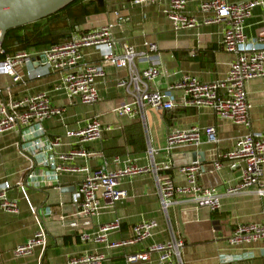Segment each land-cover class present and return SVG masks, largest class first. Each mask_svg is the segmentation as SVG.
Wrapping results in <instances>:
<instances>
[{"label":"crops","instance_id":"0c3cea01","mask_svg":"<svg viewBox=\"0 0 264 264\" xmlns=\"http://www.w3.org/2000/svg\"><path fill=\"white\" fill-rule=\"evenodd\" d=\"M167 1L135 5L126 0H105L106 10L86 16L77 26L78 29L70 32L68 37L114 21V12L119 11L126 14L128 20L114 29L116 52H121L122 44L142 51L145 49V41L156 42L159 47L162 58L159 74L149 82V89L164 90L179 81L185 73L196 75L204 82L224 78L235 57L222 45L225 24L203 23L210 15L200 10L199 4L203 0H186L184 10L196 18L198 25L175 29L163 11ZM263 20L264 6L255 7L245 21L244 33L247 38L256 35L264 26ZM41 49L44 48L28 51ZM102 51V48H84V61L99 63ZM134 62L139 70L149 64L139 59ZM16 69L21 75L19 82H13L11 78L0 74V88L9 89L3 91L4 97L19 99L43 92L49 96L50 105L62 110L59 114L43 119L39 125L23 128L22 134L7 131L0 135V185L9 183L6 196L16 201L18 206L16 213L0 209V264H65L71 256L97 252L107 254L102 264H126L125 255L141 252L151 244L172 238L184 241L181 250L183 264H264V239L243 244H230L227 239L240 223L264 221V196L257 195L255 187L240 194L223 195L217 210L195 208L191 201L179 198L165 212L160 206L155 174L150 170L121 179L119 187L126 190L125 198L103 206L97 215L65 230L62 225L55 226L52 222L78 218L72 215L73 205L71 211L63 215L64 204L60 202L61 194L57 190L67 187L68 192L62 198H71L73 201L76 199V186L84 174L62 172L54 178L50 175L51 168L39 163L42 157H55L58 153L69 151L72 146L78 147L65 137V132L83 128L89 120L97 118L112 128L104 130L99 139L84 143L82 147L93 154L76 157L71 164L85 166L90 170L102 166L113 170L125 162L148 166V150L152 148L158 151L154 155L156 164L171 165L170 169L161 172L169 174L175 184L183 185L185 178L176 170L171 155L196 152L204 159L203 162H193L199 164V183L214 184L212 187L223 192L239 181L243 164L232 165V162L221 156L230 151L236 139L242 135L249 132L264 135V77L247 83L250 124L245 126L218 117L211 108L183 105L179 90L172 91L175 105L171 109L156 110L144 105L133 115L117 117L113 112L114 106L128 98L125 89L116 85L118 79L128 75L126 67L104 65L105 76L96 83L98 100L92 104L81 103L77 96L67 95L61 87L62 72L47 68L38 57L32 56L30 61L20 62ZM206 126H214L215 142L207 140L203 131ZM191 127L199 128L200 143L180 144L167 151L168 132ZM56 136H62L59 146L36 154L38 149L34 145L35 140L45 144ZM216 161L220 162V166L215 169ZM207 164H212L213 169L204 171L203 167ZM29 173H33L34 180L25 178ZM19 182H24L23 189L18 185ZM31 208L40 213L48 208V212L43 211L49 226L46 245L44 248L36 246L28 256L16 257L13 249L33 237L38 227ZM60 216L61 219H58ZM114 219H119L120 226L107 234L110 241L130 238L133 234L132 226L141 221L155 220L157 226L142 243L121 246L110 252L106 251L101 242L80 238L81 233H91L98 225ZM155 261L156 254H151L149 261L137 264H155Z\"/></svg>","mask_w":264,"mask_h":264},{"label":"built area","instance_id":"2783aa9c","mask_svg":"<svg viewBox=\"0 0 264 264\" xmlns=\"http://www.w3.org/2000/svg\"><path fill=\"white\" fill-rule=\"evenodd\" d=\"M131 4H156L165 0H126ZM186 0H168L164 13L175 29L193 28L198 21L185 12ZM257 6H264V0H245L233 2L230 0H203L199 4L200 10L209 13L203 23H224L222 45L227 52H232L235 57L229 65L224 78L211 82L201 81L196 75L185 73L181 79L164 90L149 89V82L159 74L161 54L156 42L145 41V49L136 51L133 46L122 44L121 52H116L115 27L128 20L126 14L114 12V21H109L96 29L80 32L70 36L66 41L47 48L30 51H17L6 54L2 48L0 32V74L12 79L13 82L21 81L17 72L20 62L30 61L32 56L38 57L47 68L62 72L61 87L69 96H77L81 103L92 104L98 100L96 83L105 76L104 65L111 64L115 67H126L128 75L117 80V87L125 89L128 98L116 104L113 112L117 117L133 115L141 110L144 105H149L156 110L171 109L175 105L172 95L173 90L181 92V101L185 106L211 108L218 117L232 121L234 124L248 126L249 102L247 99V83L250 80L264 77V26L256 35L247 38L244 25L252 10ZM264 22V20H263ZM75 29H78L77 26ZM87 47L102 48L101 61L91 63L84 61L83 49ZM135 59L145 60L149 64L139 70L135 66ZM60 88V86H56ZM0 88V135L7 131H16L22 134V129L39 125V123L52 115L59 114L61 108L50 105L46 93H37L19 99L4 97ZM112 128L109 124H102L97 118L89 120L83 128L68 130L65 137L72 140V146L67 152L58 153L55 157H42L41 166H49L54 178L62 172H81L83 179L77 184L76 199L72 201V215L76 218L86 219L97 215L103 206L114 204L126 197V190L119 187L120 180L153 171L157 194L161 208L166 212L168 207L176 204L179 198L191 201L195 208L204 207L209 210L220 208V199L223 195H236L255 187L257 195L264 196V135L249 132L238 137L233 148L223 154L224 160L232 165L242 163L239 181L228 186L223 192L215 187L204 186L199 183V164L190 163L176 166V170L184 176L185 184L177 185L169 174L162 173L170 169L169 163L158 165L154 161L157 150L149 148L148 156L150 165L138 166L132 162H125L121 167L108 170L102 166L95 170L88 167L71 164L76 157H88L92 152L83 148V144L101 137L104 130ZM204 134L209 142H215L214 126H206ZM62 136H56L45 144L34 141L35 147L41 154L60 145ZM201 133L198 127L185 130H171L166 136V149L171 151L180 144L198 145ZM71 144V145H72ZM115 161L118 158H114ZM220 162L214 163L218 168ZM46 175V173H45ZM34 180L33 173L25 178ZM24 181V180H23ZM37 183V182H35ZM24 188V182H19ZM10 187L8 182L0 185V209L16 213L17 202L8 199L6 190ZM103 202V204L101 203ZM32 209L38 224L33 237L17 245L13 249L16 257L32 254L36 246L44 248L46 245L48 222L45 220V208L42 213ZM58 217V219H61ZM120 226L119 219L106 222L97 226L91 233L80 234L82 240L101 242L107 252L112 249L142 243L152 235L156 228L155 220L141 221L132 226V236L125 240H108L107 234L117 230ZM230 244H243L264 239V221L260 223H240L228 236ZM184 246L182 239L172 238L165 242L154 243L141 252L125 255L126 264H137L150 260L151 254H156L155 264H183L181 250ZM107 258L104 252L86 253L67 258L65 264H102Z\"/></svg>","mask_w":264,"mask_h":264},{"label":"trees","instance_id":"16d2710c","mask_svg":"<svg viewBox=\"0 0 264 264\" xmlns=\"http://www.w3.org/2000/svg\"><path fill=\"white\" fill-rule=\"evenodd\" d=\"M105 10V0H74L43 19L7 30L2 48L12 54L58 44L68 40L86 16Z\"/></svg>","mask_w":264,"mask_h":264},{"label":"water","instance_id":"95a60500","mask_svg":"<svg viewBox=\"0 0 264 264\" xmlns=\"http://www.w3.org/2000/svg\"><path fill=\"white\" fill-rule=\"evenodd\" d=\"M72 1L74 0H0L1 41H3L7 30L43 19L55 13L67 4L71 3ZM197 156H200V158L197 159ZM171 158L173 160L174 166L190 164L196 161H204L202 155L200 153H198L197 155L196 152H188L185 154H172ZM211 169H213L212 164H207L203 167L204 171H208ZM203 185L213 186L214 184H207L206 182H204ZM55 190L56 189H54V191ZM57 192L61 194L60 202L64 204V206H62V212L65 216V213L71 211L72 209L71 198H62L64 197V193L68 192V188L62 187L57 190ZM68 195H70V192ZM84 220L85 219L80 218L66 219L63 221L58 220L56 222H52V224L55 226L62 225L65 230H69L70 227L74 228L75 224L80 223Z\"/></svg>","mask_w":264,"mask_h":264}]
</instances>
